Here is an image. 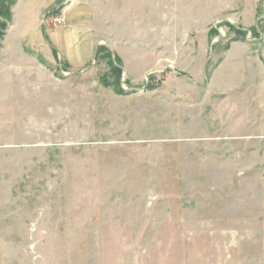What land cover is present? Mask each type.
Returning a JSON list of instances; mask_svg holds the SVG:
<instances>
[{"label": "rangeland", "instance_id": "1", "mask_svg": "<svg viewBox=\"0 0 264 264\" xmlns=\"http://www.w3.org/2000/svg\"><path fill=\"white\" fill-rule=\"evenodd\" d=\"M14 2L0 264H264V0L160 27Z\"/></svg>", "mask_w": 264, "mask_h": 264}, {"label": "crops", "instance_id": "2", "mask_svg": "<svg viewBox=\"0 0 264 264\" xmlns=\"http://www.w3.org/2000/svg\"><path fill=\"white\" fill-rule=\"evenodd\" d=\"M21 1L22 0H15V2L13 3L11 10L12 16L14 15L15 12L14 10L18 6V3ZM47 1H48L47 5L45 4V6L41 10V14L42 12L45 11V8L48 5L57 2L58 0H47ZM89 1L90 4L87 3L86 6L89 9V11L92 12V14L97 16L98 13H100L101 15L104 16V18L106 16V19H110L111 21L113 20L116 24H118L119 22L116 15L122 12L123 10L128 11V9L130 8L131 18H133V21L135 22L134 25H131L132 27L138 26L139 22H142L144 19L147 20V22L148 20L152 21L148 24L152 27L155 26L160 27L161 25H165V24L173 25L176 23L185 26L187 22L198 25V23H202L204 20L206 21L208 20L207 22H209L211 19H213L211 18L213 16L206 15L204 12L206 11V7H208L209 4H213V6L215 7L217 5V2H215L216 0H202V2L201 0H129L127 1V3L122 2V4L120 0H89ZM142 9H144V11ZM248 9H249L248 5L246 6V8L244 5L240 7L239 13L241 14L243 13L244 10L247 11ZM204 16L206 17V19H204ZM160 20L163 22H160ZM253 21H252L253 24H251L250 26H257L256 17L254 18ZM241 28L246 29V27H241ZM188 31L189 30L185 28L184 32H182L181 34L186 35ZM51 45L52 44H49L48 47ZM53 48L57 51L56 46L54 47L52 45V49Z\"/></svg>", "mask_w": 264, "mask_h": 264}, {"label": "trees", "instance_id": "3", "mask_svg": "<svg viewBox=\"0 0 264 264\" xmlns=\"http://www.w3.org/2000/svg\"><path fill=\"white\" fill-rule=\"evenodd\" d=\"M15 0H0V34L2 35L4 33V28L6 27L7 23H8V20L10 19V7H9V4L10 2H14ZM7 2V3H6ZM233 26V25H232ZM234 27V26H233ZM238 31H241V32H246L247 30L246 29H243L241 28L240 26L238 27H235ZM256 28L257 26H251V29L253 30V32L257 33L256 31ZM213 30V29H211ZM216 32V31H215ZM214 32V33H215ZM213 33V34H214ZM53 52L56 53V50L53 48ZM115 56V59H112L113 61V65L115 66V68L117 70H119V72L121 73V68H120V62L118 61V58L116 55Z\"/></svg>", "mask_w": 264, "mask_h": 264}]
</instances>
